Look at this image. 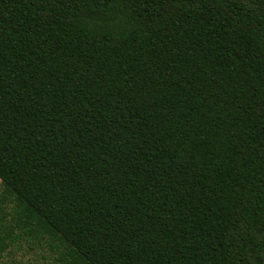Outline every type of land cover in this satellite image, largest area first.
Returning <instances> with one entry per match:
<instances>
[{
	"label": "trees",
	"instance_id": "trees-1",
	"mask_svg": "<svg viewBox=\"0 0 264 264\" xmlns=\"http://www.w3.org/2000/svg\"><path fill=\"white\" fill-rule=\"evenodd\" d=\"M0 257L264 264V0H0Z\"/></svg>",
	"mask_w": 264,
	"mask_h": 264
},
{
	"label": "rangeland",
	"instance_id": "rangeland-1",
	"mask_svg": "<svg viewBox=\"0 0 264 264\" xmlns=\"http://www.w3.org/2000/svg\"><path fill=\"white\" fill-rule=\"evenodd\" d=\"M0 182V190H1ZM0 233L2 230L0 228ZM0 264H61L59 254L48 245H41L33 240H19L2 257Z\"/></svg>",
	"mask_w": 264,
	"mask_h": 264
}]
</instances>
